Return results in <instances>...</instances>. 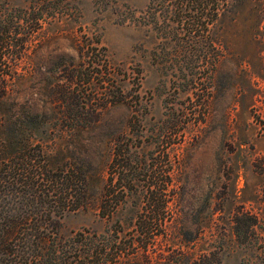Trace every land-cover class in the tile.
Wrapping results in <instances>:
<instances>
[{
  "label": "rangeland",
  "instance_id": "1",
  "mask_svg": "<svg viewBox=\"0 0 264 264\" xmlns=\"http://www.w3.org/2000/svg\"><path fill=\"white\" fill-rule=\"evenodd\" d=\"M180 2L0 0L12 45L0 49L12 74L0 120L84 172L87 206L64 216L65 238L120 230L138 241L152 216L142 241L154 258L177 261L183 243L214 264H264V0ZM121 145L156 158L158 177L141 174L107 218L99 205Z\"/></svg>",
  "mask_w": 264,
  "mask_h": 264
},
{
  "label": "trees",
  "instance_id": "2",
  "mask_svg": "<svg viewBox=\"0 0 264 264\" xmlns=\"http://www.w3.org/2000/svg\"><path fill=\"white\" fill-rule=\"evenodd\" d=\"M202 1L197 0L200 4ZM25 44L22 43L23 48ZM10 47L6 36H0V49ZM11 75L0 71V97L5 96ZM132 156L129 147L121 145L115 151L99 205L103 217L111 218L119 210L122 201H126V192L138 188L141 174L151 172L149 178L158 177L156 158L135 160ZM85 181L81 169L56 165L50 160L42 144L21 139L19 132L13 130L5 133L0 120V264H160L164 259L169 264L215 263L211 262L213 251H195L183 243L174 251L179 256L177 261L162 255L152 257L142 241L152 226V216L139 221L138 241L137 234L129 241L124 240L118 235L120 230H115L112 238L104 242L98 240L97 234L83 232L65 238L61 231L64 216L87 206ZM155 193L152 191L147 202L152 213H158L160 208L154 201ZM171 226L178 231L188 228V225ZM196 232L195 240L203 234L200 229ZM235 232L240 235L239 227ZM87 260L92 261L85 263Z\"/></svg>",
  "mask_w": 264,
  "mask_h": 264
}]
</instances>
